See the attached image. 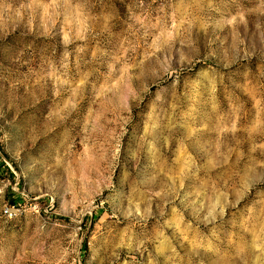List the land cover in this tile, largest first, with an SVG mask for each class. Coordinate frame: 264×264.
Masks as SVG:
<instances>
[{
    "label": "rangeland",
    "instance_id": "1",
    "mask_svg": "<svg viewBox=\"0 0 264 264\" xmlns=\"http://www.w3.org/2000/svg\"><path fill=\"white\" fill-rule=\"evenodd\" d=\"M0 264H264V0H0Z\"/></svg>",
    "mask_w": 264,
    "mask_h": 264
}]
</instances>
